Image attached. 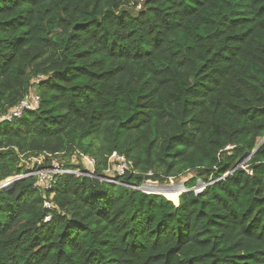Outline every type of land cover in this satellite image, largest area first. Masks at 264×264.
<instances>
[{
    "label": "trees",
    "instance_id": "1",
    "mask_svg": "<svg viewBox=\"0 0 264 264\" xmlns=\"http://www.w3.org/2000/svg\"><path fill=\"white\" fill-rule=\"evenodd\" d=\"M31 92L0 186L72 173L0 189V264H264V0H0V118Z\"/></svg>",
    "mask_w": 264,
    "mask_h": 264
},
{
    "label": "built area",
    "instance_id": "2",
    "mask_svg": "<svg viewBox=\"0 0 264 264\" xmlns=\"http://www.w3.org/2000/svg\"><path fill=\"white\" fill-rule=\"evenodd\" d=\"M143 1L144 0H133V2H135L137 4V8H140L141 3ZM41 79H42L41 77H38L34 82H39ZM39 103H40V97L37 94H34L33 92H31V93L25 95L23 97V99L20 101V103L14 109H12L11 111H9L7 114L1 116L0 122L10 123L14 119L19 118L26 111H29V110H33V111L34 110H37L39 108ZM111 158L112 159H115L119 163V166H118V174L119 175H123L125 169H127V167L130 164L127 163V161L125 160L124 157L118 156L116 153H114L111 156ZM83 159L87 163L88 167L90 169H92L93 166H94L93 160L92 159H89L87 157H83ZM119 169H121V170H119ZM49 173H50L49 175L58 174V173H60V174H66V173H72V171L57 170V168H55L54 171H51ZM73 173H75V172H73ZM37 174L38 173L34 172V174L26 175V176H23L22 178H26V177L35 175V176L38 177L37 184L39 186L45 188V189H49L50 188L49 182L52 180V177L50 179L49 178H45L44 179L43 176L37 175ZM79 174L80 173H78L77 175H79ZM131 188L136 189L135 187H131ZM48 220H49V218L47 217L45 219V221H48Z\"/></svg>",
    "mask_w": 264,
    "mask_h": 264
},
{
    "label": "rangeland",
    "instance_id": "3",
    "mask_svg": "<svg viewBox=\"0 0 264 264\" xmlns=\"http://www.w3.org/2000/svg\"><path fill=\"white\" fill-rule=\"evenodd\" d=\"M83 158V157H82ZM84 160V159H83ZM87 164V163H86ZM35 165H41V161L39 160V159H34V158H31L30 160H29V162L27 163V167H26V174H24V175H22V176H20V177H13V178H10L9 180H7L4 184H2L1 186H3V188L2 189H4V188H7L8 186H10V182L12 183V181H13V179H17V178H22L23 176H26V175H30V174H34V172L32 171L33 170V167L35 166ZM55 166V165H54ZM88 166V165H87ZM55 168H57V170H60V164L58 163V165L57 166H55ZM55 168H53V169H51V170H49V169H46V170H44V169H39L38 171H36V173H38L37 175H41V176H43L44 177V179L45 178H51V175H49L50 173L49 172H51V171H54L55 170ZM119 170H121V169H119ZM41 173V174H40ZM75 173L76 174H78V173H80L81 174V172H79V171H75ZM79 174V175H80ZM191 174H187V177L188 176H190ZM185 178V177H184ZM184 178H181V179H179V181H171L172 183H174V184H180V183H183L185 180H183ZM111 180V179H110ZM110 180H108V181H110ZM147 182H151V181H147ZM146 182V183H147ZM156 182H153V184L154 185H157V184H155ZM170 183V182H169ZM7 184H9L8 186H7ZM178 204V203H177Z\"/></svg>",
    "mask_w": 264,
    "mask_h": 264
},
{
    "label": "bare ground",
    "instance_id": "4",
    "mask_svg": "<svg viewBox=\"0 0 264 264\" xmlns=\"http://www.w3.org/2000/svg\"><path fill=\"white\" fill-rule=\"evenodd\" d=\"M14 180V179H13ZM11 183V182H10ZM171 185L169 186H159V185H154L153 183H146L144 185L145 191L153 194H160L164 195L170 198H176L178 195H180L183 192V185L180 183L179 185H175L174 183H170ZM2 187V186H0ZM185 193V192H183Z\"/></svg>",
    "mask_w": 264,
    "mask_h": 264
},
{
    "label": "water",
    "instance_id": "5",
    "mask_svg": "<svg viewBox=\"0 0 264 264\" xmlns=\"http://www.w3.org/2000/svg\"><path fill=\"white\" fill-rule=\"evenodd\" d=\"M263 143H264V139L259 143V145L257 146L256 150L259 149V147H260ZM256 150H254L253 153H255ZM253 153H251L249 157H251V156L253 155ZM246 160H248V158H247ZM246 160H245V161H246ZM245 161H244V162H245ZM242 164H243V163L239 164L238 167H241ZM238 167H237V168H238ZM19 179H21V178L14 179V180L12 181V183H9V184L11 185V184H13L14 182H16V181L19 180ZM147 183L152 184L153 182H147ZM170 183H171V182H170ZM170 183H168V184H157V183H155V184H157V185H159V186H169V185H171ZM9 184H7V186H8ZM145 184H146V183H145ZM145 184H143V185L140 186L139 188H136V187H135L136 190L141 191V192H143V193H145V194H153V193H149V192L145 191V189H144V185H145ZM175 185H179V184H175ZM182 185H183V183H182ZM206 186H207V185L203 184L201 181H198L197 184H196V186H195L194 188L189 189V190H186L185 187H184V185H183V189H182V190H183V192H194L195 194H200ZM1 188H3V186L0 187V189H1ZM183 192H182V193H183ZM182 193H181V194H182ZM154 195H160V194H154ZM176 206H178V204H176Z\"/></svg>",
    "mask_w": 264,
    "mask_h": 264
}]
</instances>
